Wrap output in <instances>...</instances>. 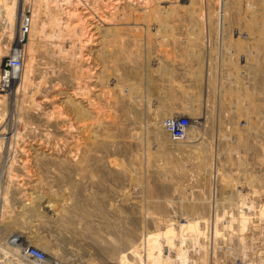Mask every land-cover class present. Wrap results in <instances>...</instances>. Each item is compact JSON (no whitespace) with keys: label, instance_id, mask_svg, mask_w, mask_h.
Returning <instances> with one entry per match:
<instances>
[{"label":"rangeland","instance_id":"1","mask_svg":"<svg viewBox=\"0 0 264 264\" xmlns=\"http://www.w3.org/2000/svg\"><path fill=\"white\" fill-rule=\"evenodd\" d=\"M55 1L0 0V76L31 19L13 96L0 79L16 112L0 104L15 122L0 151V264H38L29 247L41 264H264V211L239 222L264 206V0H87L108 21L64 37ZM44 94L57 108L32 109ZM170 115L199 120L195 132L172 140ZM170 227L173 250L158 236Z\"/></svg>","mask_w":264,"mask_h":264},{"label":"bare ground","instance_id":"2","mask_svg":"<svg viewBox=\"0 0 264 264\" xmlns=\"http://www.w3.org/2000/svg\"><path fill=\"white\" fill-rule=\"evenodd\" d=\"M61 1L62 2H60V0H56L52 4V6L57 7V11L56 10H53V13L54 14H52V21H51L54 24V27L51 28V31H52L54 37H64L65 36V33L74 32L75 30L79 29V27L83 26L85 23H88V22L91 25L92 24L96 25V23L101 24L102 22H106L109 19L108 16L106 15V13H104L103 11L97 12V11H99V9H93V7L91 6V2H87V0L86 1L85 0H61ZM100 1H102V3H104V6H110V7L112 6L113 8L114 7H119L120 5L126 4V3L131 4L133 2V0H100ZM136 4H138V2ZM93 5L96 6V4H93ZM91 9L93 11H91ZM54 11H56V12H54ZM13 16H16V13ZM220 17L222 18V15ZM15 18L16 17H14V22H15ZM35 21H36V24L37 25H41L42 28L44 27L45 23L43 22V20L40 18L39 15H36ZM21 22H22V24L25 23V22H28L31 25V19H28L27 20L26 17L24 16V14L22 16V21ZM48 26L50 27L51 24L48 23ZM89 27H90L89 28V31H86V33L88 32V36H89V33L92 32V30H91L92 27L91 26H89ZM29 31H31V29H29ZM42 31L43 30H41V33H42ZM77 31H79V30H77ZM22 34L23 33L21 31V34H20L21 35V38L18 37V40L15 43V48L14 49H17V48H20L21 47L20 40L22 39ZM78 34H79V32H78ZM38 35H40V34H38ZM40 39H41V35H40ZM85 43L86 44H89V39H87L85 41ZM58 48L59 47H56V46H52L51 47L50 51L53 54V56H60L58 54V50L60 51V49H58ZM21 78H22V73H21L20 70L14 72L13 75L11 76L10 84L8 86L10 88V90L9 89L8 90L11 92L12 96L15 93V91H14L15 90L14 89L15 88V85L17 84V81L19 79H21ZM0 79H1V76H0ZM54 90L55 91H60V86L58 87L57 85H55L54 86ZM1 91L2 90H0V104L3 105L4 103L5 104H9L10 103V107H9V109H11L10 110V115L13 114L12 117H15L14 116V113L16 114V112L14 111V108H13V98H11V96L10 97L7 96V94H4L3 92L1 93ZM187 91H186V93H187ZM78 92H79L78 93L79 95H77V94L76 95L78 97H80L81 96V93H83V92H81L79 90H78ZM35 93L36 92L33 91V94H35ZM59 95H60V93L57 94V96H59ZM193 95H194V93H193ZM55 97L56 96H53L52 97V96H50L48 94H44V95H42L41 99H38L36 101L31 100L30 101V107L32 109H36V108H40L41 109V108H44V107H46L48 105V106H51L52 108L55 109V108H57V105L54 104V98ZM197 97H198V95H197ZM192 98H194V96ZM199 98H200V95H199ZM201 101H202V99H201ZM194 107L196 108V106H194ZM25 111H26V109H25ZM197 111L198 110H192L191 113L193 115L194 114H198ZM169 114H170V111H169ZM8 118L10 119L11 116L8 115ZM194 118L197 120L199 117L196 116ZM9 119H8V121H9ZM198 121L193 123V126L191 127V130H190L191 135H192V133L195 132V130H196V129L194 130L195 124L198 123ZM9 123L10 122H7V124H6V123L0 121V151H1V149H3V146H4V148H6L7 139H9V136H7V135L10 134V132L12 133V131H14L15 122L12 121V124L11 125ZM160 125L165 130V128L163 127V125L161 123H160ZM13 139H14V136H13ZM17 140H18V138H17ZM9 142H11V141H9ZM249 204L250 205L249 206H245V208H247L248 209V212L249 213H252L253 216H249L248 213H245L243 215H240L239 222H244L245 224H249L251 222V219H255L256 220V217L259 216L258 215L259 212H263L264 211V206H262L261 204L260 205H257V207L255 205H252V203H249ZM253 210H254V212H252ZM196 225H198V223H195V224L194 223H187L186 226L185 225H179V228H178V226H176V228H178V230H179L180 228L186 227V228L195 230L197 233L200 234V232L198 231ZM252 225L253 226H256V224H254L253 222H252ZM178 230H177V232H178ZM177 232H176V229L174 227L165 228V229H163L158 234V236L160 237V240H161V242L164 245H166L167 247H169L170 250H173V248L176 245ZM180 234H183V232L180 231Z\"/></svg>","mask_w":264,"mask_h":264},{"label":"built area","instance_id":"3","mask_svg":"<svg viewBox=\"0 0 264 264\" xmlns=\"http://www.w3.org/2000/svg\"><path fill=\"white\" fill-rule=\"evenodd\" d=\"M21 25L22 29L20 31H22L23 35L27 34L30 23L25 22ZM23 39L24 38L22 37L21 44ZM22 51L21 47L14 49L12 55L7 57L1 73L3 89H6L9 86L13 73L19 70L21 71L24 67V55ZM162 124L165 130L169 133L171 139L174 141H184L188 139L191 127L193 126L192 119L185 115L167 116ZM26 256L38 264H41L47 259L44 251L36 247H29L26 251Z\"/></svg>","mask_w":264,"mask_h":264}]
</instances>
